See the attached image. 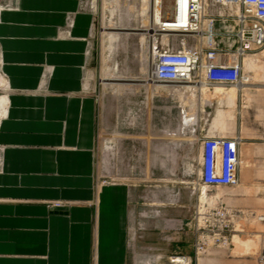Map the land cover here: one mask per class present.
<instances>
[{
	"label": "crops",
	"instance_id": "1",
	"mask_svg": "<svg viewBox=\"0 0 264 264\" xmlns=\"http://www.w3.org/2000/svg\"><path fill=\"white\" fill-rule=\"evenodd\" d=\"M94 3L0 0V264H143L131 243L130 186L97 183L98 101L85 83ZM236 96L244 165L235 240L250 246L264 235V135L249 128L264 115V86L238 85ZM190 141L194 160L200 144ZM245 251L237 264H257Z\"/></svg>",
	"mask_w": 264,
	"mask_h": 264
},
{
	"label": "rangeland",
	"instance_id": "2",
	"mask_svg": "<svg viewBox=\"0 0 264 264\" xmlns=\"http://www.w3.org/2000/svg\"><path fill=\"white\" fill-rule=\"evenodd\" d=\"M92 10L85 83L86 90L92 91L98 101L97 183L123 182L130 186V237L140 262L167 264L171 256L189 255L197 264H237V253L245 250L257 258L259 243H236L237 222L228 246H213L198 258L195 253L198 212L204 200L195 184L196 158L192 160L190 139L200 129L234 136L241 118L236 90H230L233 85H219V91H225L222 93L213 88L193 94L189 112L197 122L183 123L181 97L172 94L175 84L150 76L154 1L95 0ZM187 39L194 42L192 37ZM246 69L250 71L248 64ZM249 128L251 136L264 135V115L256 116ZM170 133L178 147L173 170L170 167L166 172L162 164L157 166L160 169L150 162L154 146L163 144ZM235 188L221 187L211 193L223 194L224 203L237 209Z\"/></svg>",
	"mask_w": 264,
	"mask_h": 264
},
{
	"label": "built area",
	"instance_id": "3",
	"mask_svg": "<svg viewBox=\"0 0 264 264\" xmlns=\"http://www.w3.org/2000/svg\"><path fill=\"white\" fill-rule=\"evenodd\" d=\"M155 3L150 75L156 81L174 83L173 95L188 98L197 94L201 86L213 89L216 85L243 84L249 76L246 59L264 57V0H169L168 3L156 0ZM188 37L194 42L190 43ZM189 109L181 105L182 121L196 124L197 118ZM194 134L200 144L193 165L195 184L205 202L198 212L200 225L195 242L198 258L213 246H228L232 240L237 209L228 207L221 193L207 197L205 194L221 187H235L241 160L237 137L202 129ZM54 205L59 207L62 203ZM257 261L264 264V235ZM167 264L197 262L189 255H175Z\"/></svg>",
	"mask_w": 264,
	"mask_h": 264
},
{
	"label": "bare ground",
	"instance_id": "4",
	"mask_svg": "<svg viewBox=\"0 0 264 264\" xmlns=\"http://www.w3.org/2000/svg\"><path fill=\"white\" fill-rule=\"evenodd\" d=\"M153 1H154V10H156V3H155L156 0H153ZM154 10H153V15H154ZM151 50H152V44H151ZM152 60H153V58H152ZM151 64H152V62H151ZM151 64H150V72H151ZM247 64H248V66L250 68V71H248L249 72V76H248L247 81L244 82L243 84L244 85L255 84V83L252 82V80H253V81H256V82L259 83V85L258 84H256V85H258V86H264V62H262L260 58L248 57L246 59V65ZM237 86L238 85H235V86L233 85L230 88V90H232V91L236 90L237 91ZM201 87L202 88L200 89V91H204L206 89L209 90L208 88H206L204 86H201ZM242 88H244V87H242ZM221 89L222 88L218 87L217 89H215V91L216 90L219 91ZM173 135L174 134H172V133H170V135L167 134V136L169 137V139L166 140V142H165V151L164 150H162V151L160 150L161 151V154L159 156L156 155V157H155L156 159L154 160L152 166L155 167V166H158V164H162V168L165 169V171L166 170L168 171V169L171 167L170 165H171L172 160L174 159L173 154H174V148H175V146L173 147L172 140H171V138L173 137ZM153 158H152V160H153ZM210 194H211V196H213V195H220L219 193H206L205 196L207 197ZM201 198L203 200L204 199V195H202Z\"/></svg>",
	"mask_w": 264,
	"mask_h": 264
}]
</instances>
